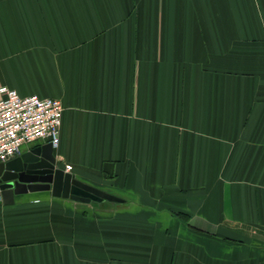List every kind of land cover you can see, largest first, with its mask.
<instances>
[{
    "label": "crops",
    "instance_id": "crops-1",
    "mask_svg": "<svg viewBox=\"0 0 264 264\" xmlns=\"http://www.w3.org/2000/svg\"><path fill=\"white\" fill-rule=\"evenodd\" d=\"M1 87L119 200L0 191V264H264V0H0Z\"/></svg>",
    "mask_w": 264,
    "mask_h": 264
},
{
    "label": "built area",
    "instance_id": "built-area-1",
    "mask_svg": "<svg viewBox=\"0 0 264 264\" xmlns=\"http://www.w3.org/2000/svg\"><path fill=\"white\" fill-rule=\"evenodd\" d=\"M0 163L19 156L25 144L43 140L57 147L63 116L59 99L39 95L21 96L15 89L1 87ZM72 165H67L70 171Z\"/></svg>",
    "mask_w": 264,
    "mask_h": 264
},
{
    "label": "water",
    "instance_id": "water-1",
    "mask_svg": "<svg viewBox=\"0 0 264 264\" xmlns=\"http://www.w3.org/2000/svg\"><path fill=\"white\" fill-rule=\"evenodd\" d=\"M50 142L0 163V191L7 200L19 193L36 189H51L53 195L82 201L107 198L119 200L107 192L88 185L57 167Z\"/></svg>",
    "mask_w": 264,
    "mask_h": 264
}]
</instances>
